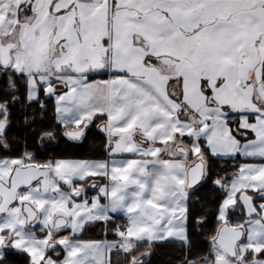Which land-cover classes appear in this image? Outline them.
Returning a JSON list of instances; mask_svg holds the SVG:
<instances>
[{
    "label": "snow or ice",
    "instance_id": "obj_1",
    "mask_svg": "<svg viewBox=\"0 0 264 264\" xmlns=\"http://www.w3.org/2000/svg\"><path fill=\"white\" fill-rule=\"evenodd\" d=\"M0 264H264V0H0Z\"/></svg>",
    "mask_w": 264,
    "mask_h": 264
},
{
    "label": "trees",
    "instance_id": "obj_2",
    "mask_svg": "<svg viewBox=\"0 0 264 264\" xmlns=\"http://www.w3.org/2000/svg\"><path fill=\"white\" fill-rule=\"evenodd\" d=\"M60 147H61V149H62L64 146H63V145H61Z\"/></svg>",
    "mask_w": 264,
    "mask_h": 264
}]
</instances>
